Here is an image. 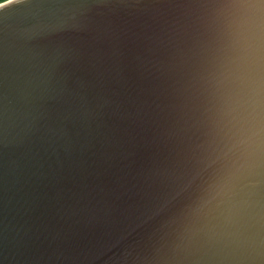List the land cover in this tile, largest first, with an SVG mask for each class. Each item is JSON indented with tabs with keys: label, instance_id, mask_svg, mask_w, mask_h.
<instances>
[{
	"label": "water",
	"instance_id": "water-1",
	"mask_svg": "<svg viewBox=\"0 0 264 264\" xmlns=\"http://www.w3.org/2000/svg\"><path fill=\"white\" fill-rule=\"evenodd\" d=\"M0 264H264V0L1 2Z\"/></svg>",
	"mask_w": 264,
	"mask_h": 264
},
{
	"label": "trees",
	"instance_id": "trees-1",
	"mask_svg": "<svg viewBox=\"0 0 264 264\" xmlns=\"http://www.w3.org/2000/svg\"><path fill=\"white\" fill-rule=\"evenodd\" d=\"M3 1H6V0H0V3L3 2Z\"/></svg>",
	"mask_w": 264,
	"mask_h": 264
}]
</instances>
